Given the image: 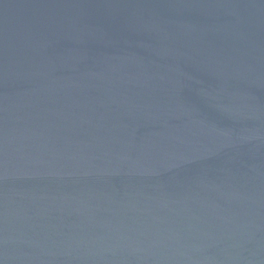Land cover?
<instances>
[{
  "label": "water",
  "instance_id": "95a60500",
  "mask_svg": "<svg viewBox=\"0 0 264 264\" xmlns=\"http://www.w3.org/2000/svg\"><path fill=\"white\" fill-rule=\"evenodd\" d=\"M0 264H264V0H0Z\"/></svg>",
  "mask_w": 264,
  "mask_h": 264
}]
</instances>
